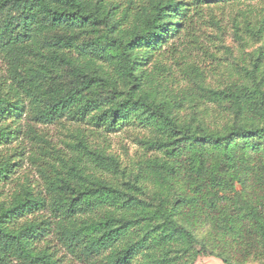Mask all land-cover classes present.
Returning a JSON list of instances; mask_svg holds the SVG:
<instances>
[{
    "label": "trees",
    "instance_id": "trees-1",
    "mask_svg": "<svg viewBox=\"0 0 264 264\" xmlns=\"http://www.w3.org/2000/svg\"><path fill=\"white\" fill-rule=\"evenodd\" d=\"M199 256L264 264V0H0V264Z\"/></svg>",
    "mask_w": 264,
    "mask_h": 264
},
{
    "label": "rangeland",
    "instance_id": "rangeland-1",
    "mask_svg": "<svg viewBox=\"0 0 264 264\" xmlns=\"http://www.w3.org/2000/svg\"><path fill=\"white\" fill-rule=\"evenodd\" d=\"M214 63H215L214 61L208 59L204 64V66L205 65L210 66L212 64L214 65ZM114 139L115 140L113 146L117 150V152L122 153L123 150L121 149V145L126 146L128 151V156L127 154L122 153V157L123 160L128 164V162L133 159L134 153L137 154L138 147L131 140L123 139L121 135L116 136ZM194 264H223V263L219 259L212 256H199Z\"/></svg>",
    "mask_w": 264,
    "mask_h": 264
}]
</instances>
